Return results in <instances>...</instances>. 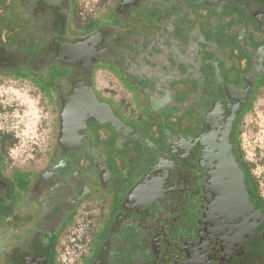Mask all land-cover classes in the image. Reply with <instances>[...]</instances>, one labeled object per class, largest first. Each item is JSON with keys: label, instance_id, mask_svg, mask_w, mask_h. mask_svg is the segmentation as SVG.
<instances>
[{"label": "flooded vegetation", "instance_id": "obj_1", "mask_svg": "<svg viewBox=\"0 0 264 264\" xmlns=\"http://www.w3.org/2000/svg\"><path fill=\"white\" fill-rule=\"evenodd\" d=\"M75 1L0 0V74L32 77L56 111L42 173L7 179L0 145V264H47L91 210L80 264H264L240 140L264 88V0H118L80 31ZM100 68L140 91L142 112L102 95Z\"/></svg>", "mask_w": 264, "mask_h": 264}, {"label": "rangeland", "instance_id": "obj_2", "mask_svg": "<svg viewBox=\"0 0 264 264\" xmlns=\"http://www.w3.org/2000/svg\"><path fill=\"white\" fill-rule=\"evenodd\" d=\"M116 1L118 0H76L77 31L93 20L97 26L106 24ZM1 14L0 2V17ZM1 33L0 30V35ZM0 40L5 45L9 44L7 38ZM95 78L96 87L102 95H115L124 103L132 104L138 112L143 111L144 101L139 90L131 88V91L129 89L124 92L123 86L106 68L97 69ZM40 87L38 82L26 74H0V136L8 137L2 151L4 174L15 172L32 176L42 173L50 163L56 137V111L51 97ZM240 140L245 155L253 161L254 180L258 183V191L264 202V88L243 118ZM0 202H3V198ZM97 212L98 210L82 212L83 216L76 217L72 224H81L82 227L77 232H85L84 254L91 234L96 229L99 218ZM3 214L0 209V217ZM71 220L72 217H68L64 226L69 225ZM51 240L53 243L47 247V264H54L58 253L57 249L56 253L53 250L55 237ZM93 247L95 251V244ZM119 250L122 251L123 248ZM83 264H88V261L84 260Z\"/></svg>", "mask_w": 264, "mask_h": 264}, {"label": "built area", "instance_id": "obj_3", "mask_svg": "<svg viewBox=\"0 0 264 264\" xmlns=\"http://www.w3.org/2000/svg\"><path fill=\"white\" fill-rule=\"evenodd\" d=\"M81 227V224L73 226L62 240L57 253L58 264H76L82 258L85 252L86 235L85 232H77Z\"/></svg>", "mask_w": 264, "mask_h": 264}, {"label": "crops", "instance_id": "obj_4", "mask_svg": "<svg viewBox=\"0 0 264 264\" xmlns=\"http://www.w3.org/2000/svg\"><path fill=\"white\" fill-rule=\"evenodd\" d=\"M255 37V40H256V38H258L257 37V35H255L254 36ZM259 39V38H258ZM255 44V42L253 43V42H249V44ZM135 90V89H134ZM137 90V89H136ZM11 172L9 173V175H7V174H4V176L7 178V179H11V178H13L14 176H17V175H21V176H24V177H26L25 175H23V174H21V173H15V172H13L11 175ZM73 224V223H72ZM70 225L67 229H66V231L64 232V234L62 235V237L60 238V240H59V243H58V247H57V251H58V249H59V247H60V244H61V242H62V240L65 238V236L67 235V233H68V230H69V228L71 227V226H73V225ZM56 259H57V257H56ZM80 262H81V260L77 263V264H80ZM57 264H58V262H57Z\"/></svg>", "mask_w": 264, "mask_h": 264}, {"label": "trees", "instance_id": "obj_5", "mask_svg": "<svg viewBox=\"0 0 264 264\" xmlns=\"http://www.w3.org/2000/svg\"><path fill=\"white\" fill-rule=\"evenodd\" d=\"M93 24V25H92ZM91 25H90V27H95L96 26V22H94V23H92ZM7 138L8 137H6V136H0V145L2 146V148L4 149V147H5V144H6V141H7Z\"/></svg>", "mask_w": 264, "mask_h": 264}]
</instances>
